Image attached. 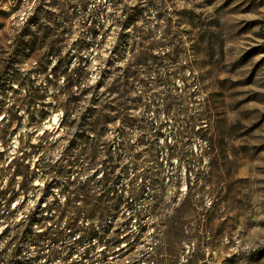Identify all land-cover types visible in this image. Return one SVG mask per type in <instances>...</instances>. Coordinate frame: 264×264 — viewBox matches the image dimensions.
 <instances>
[{
  "label": "rangeland",
  "instance_id": "obj_1",
  "mask_svg": "<svg viewBox=\"0 0 264 264\" xmlns=\"http://www.w3.org/2000/svg\"><path fill=\"white\" fill-rule=\"evenodd\" d=\"M78 57L89 68L85 86H96L108 61L109 82L125 85L130 113L170 124L156 144L160 184L138 206L148 217L133 223L142 238L131 252L123 240L112 264L142 256L155 264H264V0H0V74L9 73L0 81V192L19 188L16 168L58 159L73 139L74 129L63 140L56 130ZM46 86L45 101L29 106L28 96ZM176 120L185 126V158L169 157ZM154 132L133 133L131 142Z\"/></svg>",
  "mask_w": 264,
  "mask_h": 264
},
{
  "label": "trees",
  "instance_id": "obj_2",
  "mask_svg": "<svg viewBox=\"0 0 264 264\" xmlns=\"http://www.w3.org/2000/svg\"><path fill=\"white\" fill-rule=\"evenodd\" d=\"M91 17L94 22L96 14ZM92 36H97L96 31H92ZM84 61L85 58L78 57V67L67 80L66 99L59 102L63 115L56 132L74 129L73 139L58 159H45L43 155L34 161L33 170L31 164L16 168L13 178L15 182L20 178L19 188L13 185L0 192V226L4 227L0 235L4 244L0 264H35L42 258L46 264H112L123 257L109 256L123 252L120 248L123 240L128 239L131 252L142 238L135 233L133 223L137 220L142 224L148 217V209L139 210L138 206L143 200L151 199L147 196L149 191L157 190L160 184L152 168L159 159L156 144L164 136V127L170 124L159 126L150 119L138 120L130 113L133 108L129 107L125 85H120V81L109 82L113 64L108 61L100 68L96 86H85L89 68ZM8 74L3 71L0 81ZM47 88L42 87V95L37 89L29 95L28 105L33 107L44 102ZM103 88L106 91L101 93ZM116 95L119 98L114 100L112 97ZM140 98L137 105L147 108ZM173 106L172 96L167 95L164 114L168 115ZM192 124L193 121L186 123L188 127ZM184 130L185 126L176 120L168 147L169 157L175 153L186 157L179 150L182 140L186 139ZM193 130L192 127V134ZM153 131V137L145 141L144 133L153 134ZM133 133L143 135L133 143ZM47 134L49 131L44 133L46 140ZM60 138L63 140L65 136L61 133ZM16 163L17 158L12 161ZM35 177H40L44 185L35 186ZM34 190L43 191L37 194ZM101 226L102 231L98 229ZM114 226L116 231L111 233ZM98 245L103 248L97 250ZM95 250L101 256H90ZM146 257L129 264H155L154 259Z\"/></svg>",
  "mask_w": 264,
  "mask_h": 264
}]
</instances>
